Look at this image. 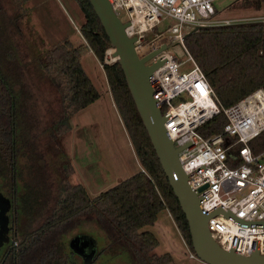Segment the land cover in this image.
I'll return each mask as SVG.
<instances>
[{
    "label": "trees",
    "instance_id": "16d2710c",
    "mask_svg": "<svg viewBox=\"0 0 264 264\" xmlns=\"http://www.w3.org/2000/svg\"><path fill=\"white\" fill-rule=\"evenodd\" d=\"M75 1L85 15L80 31L86 45L103 62L106 52L112 48L109 36L90 0ZM263 2L236 1L243 7L253 3L261 7ZM186 44L222 106L264 88V19L202 26L187 36ZM81 50L82 46H74L69 38H64L37 55L41 65L56 69L66 88L64 99L71 112L79 111L100 96L83 67ZM9 56L0 53V156L4 159L10 156L11 164H16L18 155H27L24 144L31 145L28 133L33 128L34 106L26 66L11 53ZM104 71L142 168L95 197L90 196L82 183L66 182L49 215L42 221H38L37 215L30 224L22 226L16 210V202L22 199L17 192L18 183L15 178L5 182L14 202L12 243H19L14 255L18 264H83L81 257L59 239L69 225L82 220L94 221L107 241L95 252L92 264L107 250L114 253L125 250L136 264H168L172 260L171 252H156L160 240L156 233L145 229L165 209L195 252L188 218L163 169L119 59L104 63ZM227 120L226 114L220 112L198 130L204 136L222 132ZM249 144L254 153L264 150V130L251 138ZM28 156L41 160L33 152Z\"/></svg>",
    "mask_w": 264,
    "mask_h": 264
},
{
    "label": "rangeland",
    "instance_id": "374dc122",
    "mask_svg": "<svg viewBox=\"0 0 264 264\" xmlns=\"http://www.w3.org/2000/svg\"><path fill=\"white\" fill-rule=\"evenodd\" d=\"M236 1L213 0L215 17L264 16V2L261 7L255 3L243 7ZM120 18L127 20L124 12ZM84 20L75 0H0V53L8 57L11 53L26 66L33 94V128L28 133L31 145L24 144L27 155H18L16 164H11L10 156L5 159L0 156V191L10 201L6 184L15 178L18 195H22L16 202L21 226L30 224L37 215L38 221L49 215L66 182L82 183L90 196L95 197L142 168L104 67L80 31ZM171 22L170 18L163 19L159 29L164 30ZM64 38H69L74 46H82L81 62L100 92L98 99L77 112L68 108L64 99L66 88L56 69L41 65L37 57ZM177 45L171 44L169 48L175 50ZM177 55L183 61L181 71L193 66L183 49ZM31 152L39 154L41 160L28 156ZM145 229L156 233L160 240L156 252H171L168 264H210L196 252L195 256L189 255L193 250L184 241L168 209L161 211L156 222ZM77 234L90 237L94 252L107 244L102 229L94 221L86 220L69 225L59 235L60 242L70 248L69 242ZM94 264L136 263L125 250L117 253L107 250L100 253Z\"/></svg>",
    "mask_w": 264,
    "mask_h": 264
},
{
    "label": "built area",
    "instance_id": "2783aa9c",
    "mask_svg": "<svg viewBox=\"0 0 264 264\" xmlns=\"http://www.w3.org/2000/svg\"><path fill=\"white\" fill-rule=\"evenodd\" d=\"M120 17L124 12L126 31L135 37L140 57L166 44V48L146 63L161 62L150 79L162 113L165 127L179 152L180 163L201 206L212 211L218 206L229 215L217 213L208 218L213 238L226 250L250 254L255 243L264 253V150L254 153L249 140L264 130V88L260 87L229 106H222L206 75L186 44L187 34L196 27L229 24L264 16L242 19L216 18L213 0H109ZM172 22L159 29L163 19ZM178 44L175 50L169 48ZM183 49L193 66L181 71L183 63L177 52ZM114 48L104 63L117 57ZM220 112L227 116L223 131L204 136L198 128ZM240 145V146H239ZM237 147L235 150L234 148ZM240 161L239 164L236 162ZM202 188L204 185H206ZM190 256L196 253L190 252Z\"/></svg>",
    "mask_w": 264,
    "mask_h": 264
},
{
    "label": "water",
    "instance_id": "95a60500",
    "mask_svg": "<svg viewBox=\"0 0 264 264\" xmlns=\"http://www.w3.org/2000/svg\"><path fill=\"white\" fill-rule=\"evenodd\" d=\"M90 2L109 36L114 48L113 55L119 59L163 169L186 213L195 252L202 260L210 264H264V253H261L259 243H255L250 254H243L234 249L226 250L213 238L208 228L207 221L211 215L217 213L229 215L230 212L224 210L222 206H218L212 211L203 210L201 201L204 196H198L191 188L188 182V174L180 163L178 152L184 146H175L165 127L164 122L167 115L162 113L159 98L156 96L155 88L150 79L152 70L161 60L153 63L146 62L162 49H165L166 44L140 57L135 49V37L129 36L126 31L128 22L122 21L114 11L110 1L90 0ZM196 29L198 27L194 28V30ZM205 186L207 184L202 188ZM8 207L9 201L0 191V244L8 229ZM69 245L73 252L82 257L83 264H92L94 247L89 236L77 234L71 238Z\"/></svg>",
    "mask_w": 264,
    "mask_h": 264
},
{
    "label": "flooded vegetation",
    "instance_id": "af4514ba",
    "mask_svg": "<svg viewBox=\"0 0 264 264\" xmlns=\"http://www.w3.org/2000/svg\"><path fill=\"white\" fill-rule=\"evenodd\" d=\"M6 194H8V193H6ZM7 196L9 198H11V195L9 196V194ZM5 199L7 200L6 197H5ZM16 210H18V209H16ZM13 212H14V202L11 198L9 201V207L7 209V214L9 217L8 222H7V228L8 229H7L6 236L4 237L2 243L0 244V264H18L15 261L14 255H15L16 251L18 250L19 243L17 241L12 243V231H13L12 229L14 227V221H15ZM75 254H77V253H75ZM94 254H95V252H94ZM77 255L80 256L79 254H77ZM81 259H82V257H81ZM82 262H83V260H82Z\"/></svg>",
    "mask_w": 264,
    "mask_h": 264
}]
</instances>
